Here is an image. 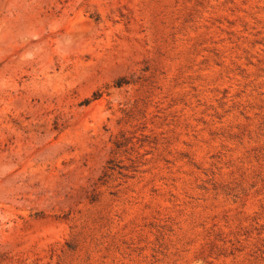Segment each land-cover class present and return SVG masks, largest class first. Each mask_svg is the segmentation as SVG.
Wrapping results in <instances>:
<instances>
[{
    "label": "rangeland",
    "instance_id": "374dc122",
    "mask_svg": "<svg viewBox=\"0 0 264 264\" xmlns=\"http://www.w3.org/2000/svg\"><path fill=\"white\" fill-rule=\"evenodd\" d=\"M0 264H264V0H0Z\"/></svg>",
    "mask_w": 264,
    "mask_h": 264
},
{
    "label": "trees",
    "instance_id": "16d2710c",
    "mask_svg": "<svg viewBox=\"0 0 264 264\" xmlns=\"http://www.w3.org/2000/svg\"><path fill=\"white\" fill-rule=\"evenodd\" d=\"M118 85V84H117ZM94 95H98V94H94ZM96 97V96H95ZM108 169L112 170L113 166H108Z\"/></svg>",
    "mask_w": 264,
    "mask_h": 264
}]
</instances>
